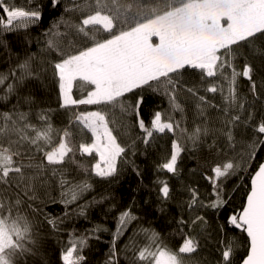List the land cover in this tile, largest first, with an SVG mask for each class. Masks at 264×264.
<instances>
[{
  "label": "trees",
  "instance_id": "16d2710c",
  "mask_svg": "<svg viewBox=\"0 0 264 264\" xmlns=\"http://www.w3.org/2000/svg\"><path fill=\"white\" fill-rule=\"evenodd\" d=\"M199 1L0 0V150L9 156L0 219L24 223L11 264H152L147 248L177 264L246 256L237 216L264 160V28L222 46L212 72L186 64L90 103H80L94 90L83 78L73 79L72 103L60 93L59 63ZM5 9L34 15L5 27ZM94 13L111 27L86 23ZM90 112L121 150L108 172L85 150ZM71 240L80 243L65 261Z\"/></svg>",
  "mask_w": 264,
  "mask_h": 264
},
{
  "label": "rangeland",
  "instance_id": "374dc122",
  "mask_svg": "<svg viewBox=\"0 0 264 264\" xmlns=\"http://www.w3.org/2000/svg\"><path fill=\"white\" fill-rule=\"evenodd\" d=\"M32 15L22 10L5 9L3 25L10 27ZM85 21L104 28L112 25L110 17L100 13L92 14ZM263 28L264 0L190 2L180 10L145 22L59 63L57 69L62 101L64 104L73 102L70 88L76 77L94 84V90L80 101L90 103L107 100L186 64L212 72L216 53L222 46ZM82 118L94 133V141L85 150L97 155V171L108 172L121 150L100 114L85 113ZM154 127L172 130L171 124L161 121H156ZM176 152L174 145L172 158L165 165L169 171L173 169ZM49 156L58 158L54 154ZM8 164L9 156L0 150V179L7 173ZM23 229L22 220L0 219V264H11L8 254L13 238L19 236ZM79 243L78 240H71L66 244L65 261L72 258V251ZM190 249V241H186L182 251ZM146 254L151 257L152 264H177L176 256L163 248H147L143 256Z\"/></svg>",
  "mask_w": 264,
  "mask_h": 264
},
{
  "label": "water",
  "instance_id": "95a60500",
  "mask_svg": "<svg viewBox=\"0 0 264 264\" xmlns=\"http://www.w3.org/2000/svg\"><path fill=\"white\" fill-rule=\"evenodd\" d=\"M237 222L248 239L247 254L239 264H264V160L251 175Z\"/></svg>",
  "mask_w": 264,
  "mask_h": 264
},
{
  "label": "crops",
  "instance_id": "0c3cea01",
  "mask_svg": "<svg viewBox=\"0 0 264 264\" xmlns=\"http://www.w3.org/2000/svg\"><path fill=\"white\" fill-rule=\"evenodd\" d=\"M200 2H201V1H200ZM185 6H187V5H185ZM185 6H183V7H185ZM181 8H182V7L178 8V9H176V10H180ZM255 32H256V31H255ZM255 32H254V33H255ZM251 34H252V33H251ZM248 35H250V34H248Z\"/></svg>",
  "mask_w": 264,
  "mask_h": 264
}]
</instances>
